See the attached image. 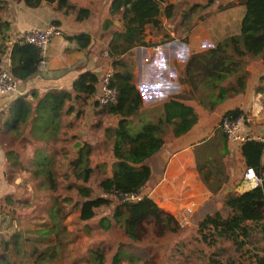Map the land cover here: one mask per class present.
I'll return each instance as SVG.
<instances>
[{"label":"crops","instance_id":"obj_1","mask_svg":"<svg viewBox=\"0 0 264 264\" xmlns=\"http://www.w3.org/2000/svg\"><path fill=\"white\" fill-rule=\"evenodd\" d=\"M67 1L71 8L59 7L55 3H42L37 8H29L23 0H0L2 8L0 19L7 22L10 27L6 32L5 41H0L5 50L3 53L0 51V69L9 71L10 48L29 28L54 25L60 31V35L50 39L43 63H39L37 73L27 81L20 82L21 94L14 98L0 97V264H19L10 263L9 257L27 256L28 254H23L22 251V248H27L26 244L54 238V234L48 230L49 225L42 226L46 224L45 221L41 223L33 216L35 207L30 199H27L32 192L37 194L39 191L36 188L32 191L34 185L29 179L27 164L32 154H27L21 160V157L17 156L18 151L13 149L14 145L10 142L13 138H21L23 132H28L29 122L36 116L34 108L38 99L53 90L72 92L73 83L79 75L90 72L99 78V75L108 68V64H111L108 46L115 33V27L120 28L118 18L115 21L119 26H116L114 21L112 26L105 27L112 0ZM243 1L162 0L159 6L161 22L159 27H149L151 35L147 34L148 27L144 30V41L150 44L149 47H136L115 59L131 71L133 75L131 86L140 95L142 104L140 110L128 119V131L132 132L130 130L132 126L137 128V131L133 132V135L129 133V136L132 139L138 136L140 138L136 143L126 141L128 151L132 145L135 153H139L140 145H145L148 147L142 149V156L156 147L158 149L154 153L162 148L170 154L163 174L158 180L151 174L154 153L138 165L149 167L151 179L142 193L159 214L168 219L171 231L162 229L152 219H146L142 223L143 226L156 229L158 227L160 232L158 233L157 229V232L154 230L152 233L141 226L138 237L140 242L133 245L140 249L139 256L133 259L138 260L136 264H211V260H216L220 264H255L257 259L264 258V222L246 223L247 231L239 232L236 240L223 232L220 236L213 232L209 236L210 241L204 243L198 232V224L207 215L205 205L208 201L214 203L213 213L219 212L222 218L226 219L233 214L226 206L229 194L236 195L248 191L243 187V172L247 168L244 167L240 155L241 144H232L226 138L227 154L221 159L228 179L216 196H213L199 180L194 158L197 148L206 143L217 142L216 130L223 115L229 111L241 112L243 130L247 134L264 138V52L246 64L245 71L248 77L244 91L224 99L212 110L208 109L207 100L202 104L199 102L189 85L179 76V70L186 63L188 56L201 51L200 42L217 44L224 38L239 33L241 20L245 14ZM79 9H88L90 19L78 21ZM80 34L91 37L86 49H79L75 42L67 40ZM104 54L107 57H104ZM94 96L95 94L87 99L84 114L88 110L93 112L98 109L93 101ZM171 97L181 99L192 107L197 115V123L178 138L171 137L169 127L162 120L163 103ZM19 101L28 109L24 123H19L16 130L13 129L12 115L17 111ZM78 105L77 102L76 111ZM72 116L73 114L71 118ZM114 118L117 120V117ZM73 128L71 132L77 138L70 141L69 146L79 141L78 134ZM6 139L10 141L7 142ZM220 150L223 151L222 147ZM9 152L15 154L18 159L13 168H9L11 164ZM261 163L264 164V153L261 156ZM226 187L229 191L223 193ZM191 204L194 205V213L186 215L185 208ZM22 208L29 209V216L21 215ZM107 209L112 211L103 212L101 214L103 216L95 225L109 232L114 226H119L113 220V208ZM95 212L96 216L99 215L97 211ZM102 218L110 220V224L104 223L105 226H110L108 230L101 227L99 221ZM119 220L122 223L123 217L120 216ZM95 231L99 230L95 228ZM88 232L92 230H88L84 235ZM148 237L154 242H151V245L142 244ZM35 252L36 249L32 248L29 255L32 256ZM143 255L147 258L156 257L153 261L149 259L143 261L141 260ZM31 263H34V260Z\"/></svg>","mask_w":264,"mask_h":264},{"label":"trees","instance_id":"obj_2","mask_svg":"<svg viewBox=\"0 0 264 264\" xmlns=\"http://www.w3.org/2000/svg\"><path fill=\"white\" fill-rule=\"evenodd\" d=\"M23 2L29 8H37L42 3H55L59 7L71 8L67 0H23ZM161 2L162 0H112L110 3L109 18L105 27L112 26L116 18L120 23V28L115 27V33L108 46V57L114 71L111 87L117 91L115 104L107 106V113L117 117L113 145L115 162L111 177L101 179L98 184L100 194L94 195L93 189L87 185L92 174L89 163L90 146L85 144L75 154H70L68 150L69 142L77 138L71 132L73 128L71 115L80 118L84 114L83 109L87 99L96 92L97 76L90 72L82 73L73 83L72 92L53 90L38 99L34 108L36 116L31 118L27 134L31 140L39 144L33 147L27 167L30 178L37 182V186L48 187L47 195L53 205L49 215L51 223L46 225H49L48 230L54 234L58 253L65 252L67 245L73 243L68 238L70 232L65 223L68 217L73 216L83 224L85 227L83 231L87 232V224L96 217L95 211L109 207L113 208L115 224L132 243L129 245L140 242L138 238L141 232L140 226L146 219H152L162 229L171 231L168 219H164L146 198L134 204H118L113 198L114 192L141 193L151 179L149 167L138 165L149 158L158 149L157 147L144 156L141 154L142 149L148 147L145 145H140L138 148L140 154L135 153L136 150L132 147L128 152L120 154L127 140L131 143L140 140L139 136L134 139L129 136L128 119L140 110L142 104L140 95L131 86L133 79L131 71L115 59L136 47H149L150 44L144 41V30L147 27H159ZM243 5L245 14L241 20L239 33L224 38L215 44L214 49L190 54L179 70V76L189 85L199 102L202 104L204 100L208 101L209 110L224 99L244 91L248 77L245 71L246 64L264 52V0H244ZM88 19H90L89 10L79 9L77 20ZM9 28V24L0 19L1 42L5 41ZM67 40L75 42L79 49H86L91 37L80 34ZM0 51L2 53L5 51L1 45ZM9 60V72L19 83H22L37 73L41 57L33 46L19 39L10 48ZM21 102L19 101L17 111L12 115L13 129L16 130L19 123H24L28 109ZM77 102L79 105L76 111ZM240 115L239 110H233L225 113L223 118L235 119ZM38 119H48V125L40 127L36 132L34 126ZM162 120L169 127L171 137L178 138L185 135L197 123V115L194 109L181 99L171 97L163 103ZM216 140V143H206L194 152L198 178L213 196L218 194L228 179L221 159L227 154L228 142L220 124L216 130ZM56 145H60L59 149L54 148ZM239 150L244 167L252 169L258 176L264 175V164L261 163L264 143L259 140H249L242 143ZM10 154L13 153L9 152L8 155ZM58 180L66 183L64 194L57 192ZM226 206L231 209L233 213L231 216L223 219L219 212H215L206 215L198 224V232L204 243L210 241L209 236L213 232L219 236L223 232L236 240L239 232L247 231L246 223L264 222V182L260 187L242 194H229ZM120 216L123 217L122 223L119 220ZM99 223L104 230L110 227L104 225V223L110 224V220L106 218L100 219ZM110 249L111 246L100 243L88 250L87 258H73L72 264L80 262L106 264V252ZM118 250L113 254L110 264H120ZM211 264L220 263L211 260ZM255 264H264V258L257 259Z\"/></svg>","mask_w":264,"mask_h":264},{"label":"rangeland","instance_id":"obj_3","mask_svg":"<svg viewBox=\"0 0 264 264\" xmlns=\"http://www.w3.org/2000/svg\"><path fill=\"white\" fill-rule=\"evenodd\" d=\"M119 28V27H117ZM114 29V28H113ZM112 29V30H113ZM147 34L151 35V31L148 27ZM163 40V38H162ZM106 108V107H102ZM96 109V108H95ZM73 120V130L78 134L79 141L83 140L84 144H88L91 149V155L89 157V163L92 168V174L90 175V179L87 183L88 186H90L93 191L94 195L100 194V190L98 187L99 182L101 179L106 177H111L112 175V166L115 162V155H114V129L116 127V119L113 115H110L107 113V109H96L95 111H87L85 114H83L80 118H76L73 114L72 116ZM48 119L43 120H36L34 131H39L40 127H45L48 125ZM11 125V123H10ZM132 132H129L131 135H133V132L137 131L136 126H132L130 128ZM141 130V129H140ZM11 139V138H10ZM7 142L10 140L6 139ZM10 143H13L14 150L18 151L17 156L21 157V160H23L24 156H27L32 154L33 147L36 146L37 141L31 140V138L28 136L27 132H23V135L19 139L13 138ZM60 145H56L54 148L59 149ZM83 148V147H82ZM131 148V146H130ZM128 152V148L126 147V144L122 146V150L120 151V154ZM8 158L10 160V166L9 168H13L15 165L16 156L15 154L8 155ZM20 170V167H19ZM30 174V173H29ZM30 181H32V191L38 189L39 193L35 194V192H32L27 199L29 198L32 204L35 207V215L36 218L40 220L42 223L45 221V223H51L50 219V210L52 208L53 202L49 195H47V186L45 185H36V181L34 182L30 176ZM37 180V179H36ZM59 181V180H58ZM48 185V183H47ZM64 185L66 187V183H62L61 181L58 182V193L64 194ZM66 191V188H65ZM66 194V193H65ZM72 196L74 194L72 193ZM28 208H22L20 210L22 216H29L28 214ZM109 210V211H108ZM111 209H99L97 212L99 215L96 216V220L89 222L87 225L88 230H92V232H88V234L84 235L86 231H83L85 227H83V224L79 223L76 219L73 218V216L68 217L65 220V223L67 224V229L69 233V245H67V250L65 252H57L56 249V240L55 238H51L50 240L42 241L38 240L35 243L30 242L28 245L26 244L27 248H22L23 254L26 253L28 256H23L15 258L14 255L12 257H9L10 263L19 262V264H72L73 258H80L85 259L88 257V250L91 248H94L95 246L99 245L100 243L106 244L108 246H111L110 251L108 250L106 252V264H110L111 258L113 254L116 252L117 249H119V258H120V264L121 262H124L126 264H136L138 260H133L136 256H139V247L129 245L132 244L128 239L123 235L121 229L119 227L114 226L109 232L103 231L102 229L98 228L97 220L103 216V212L106 211V213H109ZM112 211V210H111ZM194 213V212H193ZM35 218V217H34ZM96 221V222H95ZM42 226H46V224H42ZM41 226V227H42ZM141 226H143L141 224ZM140 226V228H142ZM145 225L143 226V228ZM45 228V227H43ZM94 228V230L92 229ZM95 228L99 231H95ZM146 231H150L152 233L157 232L158 233L159 228H149L145 227ZM151 239L145 238L142 241V244H150L151 245ZM23 242H21L22 244ZM141 244V245H142ZM35 245V246H34ZM135 245V244H134ZM34 246V247H33ZM32 248L36 249V252L34 255H29V253L32 251ZM65 248V247H64ZM27 249V251L25 250ZM153 256V255H152ZM156 256H153L152 258H147L143 255L141 260L147 261H153V258ZM34 260V263H31ZM145 263V262H143ZM79 264H84L83 262H80Z\"/></svg>","mask_w":264,"mask_h":264},{"label":"built area","instance_id":"obj_4","mask_svg":"<svg viewBox=\"0 0 264 264\" xmlns=\"http://www.w3.org/2000/svg\"><path fill=\"white\" fill-rule=\"evenodd\" d=\"M60 35V31L54 25H47L44 27L29 28L20 36V40L26 44L33 46L39 53L43 63V56L45 55L47 46L52 37ZM200 50L214 49L215 44L202 41L200 42ZM104 57H107L104 54ZM108 60V58H107ZM113 68L111 64H108V68L99 75L97 83V91L94 96V104L98 107H107L110 104H115L117 91L111 87V81L113 79ZM21 94L20 83L11 75L7 69H0V97L7 96L14 98ZM243 118L238 116L235 119L223 118L220 123V128L228 141L232 144L239 145L249 140H259L264 143V138H259L247 134L243 130ZM243 187L250 191L257 187H260L264 182V175L258 176L256 173L248 168L243 172ZM113 198L118 204H134L140 202L145 198V195L141 192L135 193H119L114 192ZM194 211V205L191 204L185 208V214L191 215Z\"/></svg>","mask_w":264,"mask_h":264},{"label":"water","instance_id":"obj_5","mask_svg":"<svg viewBox=\"0 0 264 264\" xmlns=\"http://www.w3.org/2000/svg\"><path fill=\"white\" fill-rule=\"evenodd\" d=\"M116 26H119L118 22H114ZM83 141H75L68 148L70 154H74L79 148L83 147ZM170 154L165 149H159L156 153L152 155V164H151V174L155 179H160L163 174L164 168L169 160ZM229 188H225L223 193H227ZM206 214H211L215 210L213 201H208L205 205Z\"/></svg>","mask_w":264,"mask_h":264}]
</instances>
